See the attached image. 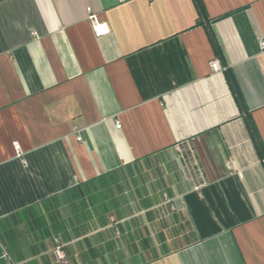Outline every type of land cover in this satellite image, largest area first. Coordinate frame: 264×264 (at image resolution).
I'll use <instances>...</instances> for the list:
<instances>
[{
    "label": "crops",
    "instance_id": "1",
    "mask_svg": "<svg viewBox=\"0 0 264 264\" xmlns=\"http://www.w3.org/2000/svg\"><path fill=\"white\" fill-rule=\"evenodd\" d=\"M262 40L264 0H0V264H264Z\"/></svg>",
    "mask_w": 264,
    "mask_h": 264
},
{
    "label": "built area",
    "instance_id": "2",
    "mask_svg": "<svg viewBox=\"0 0 264 264\" xmlns=\"http://www.w3.org/2000/svg\"><path fill=\"white\" fill-rule=\"evenodd\" d=\"M86 11H87L86 18L92 28L93 33L96 36L105 35L106 33L108 34L109 27L107 23L103 20H99L97 17V14L93 12L91 8H87ZM259 47L261 50H264L263 40L259 42ZM209 65L213 72H216V71L219 72L224 69V67L220 64L218 59L211 60L209 62ZM115 126L119 128L120 125L118 124V122H115ZM78 139H80V137H78ZM12 145L16 151V156H20V145L18 143H14ZM54 252L59 258L63 256V252L60 250L59 247H57ZM6 257L7 259H9V256H6Z\"/></svg>",
    "mask_w": 264,
    "mask_h": 264
}]
</instances>
